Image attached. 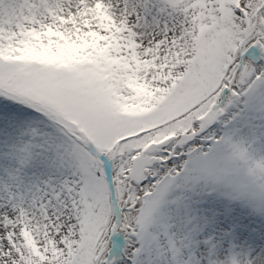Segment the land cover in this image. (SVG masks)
<instances>
[{"label":"snow or ice","instance_id":"obj_1","mask_svg":"<svg viewBox=\"0 0 264 264\" xmlns=\"http://www.w3.org/2000/svg\"><path fill=\"white\" fill-rule=\"evenodd\" d=\"M0 264H264V0H0Z\"/></svg>","mask_w":264,"mask_h":264}]
</instances>
